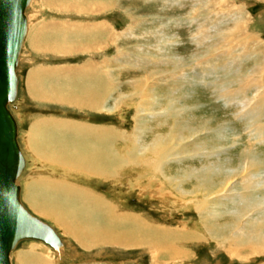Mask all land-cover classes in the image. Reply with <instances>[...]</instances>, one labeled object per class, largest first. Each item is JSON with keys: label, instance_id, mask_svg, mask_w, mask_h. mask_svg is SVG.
I'll use <instances>...</instances> for the list:
<instances>
[{"label": "rangeland", "instance_id": "obj_1", "mask_svg": "<svg viewBox=\"0 0 264 264\" xmlns=\"http://www.w3.org/2000/svg\"><path fill=\"white\" fill-rule=\"evenodd\" d=\"M30 9V27L17 68V96L9 106L25 158L21 192L34 167L47 166L55 178L63 173L61 167L56 168L57 161L32 157L26 146L32 124L47 127L64 122L74 132L78 125L105 127L110 131L113 149L130 141L148 149L153 135L164 134L170 126L175 115H170L171 110L182 118L185 115L186 124L196 126L197 132L180 141L161 142L166 153L159 171L137 167L113 178L83 172L74 175L76 184L107 203L116 215H124L121 221L114 218L120 230L136 219L143 224L142 238L150 232L184 233L180 237L185 240L173 241L175 250L113 241L79 245L63 227L33 211L21 198L33 215L55 229L64 250L58 255L41 241L23 240L11 253V264H23V256L29 253L45 257L50 264H264L263 252L249 254L250 250L242 248L231 253L229 245L233 244L227 240H233V236L236 240L239 231L243 233L247 219L258 216L257 208L248 214L251 217H243L238 229L209 234L205 226L220 227L234 221V211L237 206L241 208L242 199L211 194L214 197L206 201L209 223L204 225L192 199L197 195L202 198L205 191L190 194L194 185L218 188L232 168L237 171L223 188H235L234 193L240 188H264V138H254L249 117L242 116L237 103L247 98L258 105L264 127V104H260L264 101L255 97L264 91V71L254 66L264 61V0H32ZM60 37H64L62 46L56 42L48 46ZM32 72L39 82L35 89L27 83ZM53 83L79 94H87V86L94 85L96 94L88 97L89 103L93 100L97 106L48 99L45 92L50 94ZM220 87L237 92V98L230 103L219 97ZM140 101L149 106L139 109ZM157 121L162 122L161 129L154 128ZM180 133L188 136L190 132ZM161 143L154 146L155 155L151 150L142 156L154 162ZM251 154L257 160L255 169L247 166L246 156ZM215 167L222 171L217 173ZM184 189L189 190L188 196ZM127 228L136 230L135 226Z\"/></svg>", "mask_w": 264, "mask_h": 264}, {"label": "bare ground", "instance_id": "obj_2", "mask_svg": "<svg viewBox=\"0 0 264 264\" xmlns=\"http://www.w3.org/2000/svg\"><path fill=\"white\" fill-rule=\"evenodd\" d=\"M31 3H32V0H30L29 4L27 5V7L25 8V11H24V14H25L26 19H27V30H26L25 36L23 38L21 50H22V47L24 45L27 33L29 31L28 29L30 27L29 26V19H30V16L32 17V12H33L31 10L32 8L30 9ZM99 6H101V5H99ZM29 9H30V11H29ZM79 39H80V37H79ZM63 40H64V37L63 38L60 37L58 40L54 41V44L52 43L53 42L52 41L48 44V46L51 48L52 46L55 45V42L57 44H59L60 46H62ZM40 41H42V39H40ZM46 46H47V44H46ZM60 49L61 48H59V50ZM21 50H20L19 57H18V63L20 60ZM233 61H236V60L234 59ZM254 61H256V60H254ZM254 66H256V69H262L264 71V61L261 63L256 62V64ZM82 67H84V66H82ZM17 68H18V65L16 67V73H17ZM90 68H92V67H90ZM93 70H96V69H93ZM82 71H84V70H82ZM86 71H88V70H86ZM95 72H97V71H95ZM28 76H29V78L27 80L28 87H32L35 89L36 82L39 83L35 79V77H37V74L32 72ZM17 80H18V75H17ZM58 85H60V87H58ZM51 86L52 87H50V88L52 89V91L50 92V94L48 93V91H46L47 94L44 91L47 98L49 97V98H54V99H58V100H67L68 102H71V103L81 104V106L82 105H87L90 107L97 106V103L91 99H90L91 103H89L90 97H88V96L92 93L95 95L96 89H97L92 84H91V86H87V88L89 89L87 94H86V92H84L83 94H79L78 92H76L77 90L76 91L66 90L65 88H62L61 83H56V84L53 83ZM84 86L86 87V85H84ZM48 87L49 86L47 85V88ZM57 88H58V91H56ZM17 89H18V81H17ZM93 90L95 92H93ZM220 90H221V92H218V96L221 98H224L225 100H227V102L232 103L234 101V99L237 98V96H235V95L238 93L233 92V90L231 91L229 89V87H226L225 89H224V87H220ZM139 92H140V89H139ZM16 96H17V91H16ZM16 96H15V98H16ZM136 96H137V98L139 96V99L142 98L141 94H139V93H137ZM257 96H259V97H257ZM255 97L258 98V99L256 98L257 101H264V91L256 93ZM15 98L7 104L8 109H9L10 104L15 100ZM239 100L240 101H238V102L236 101L238 103V105L240 104L239 106H241V109H239V110H242V116L249 117V124H250L249 127H251V126L253 127L252 129H253L254 138L256 140L259 139V141H262L264 138V127L262 126V124H263V123H261L262 120H261L260 116L258 115V112H257L258 109L256 110L258 105L257 106L254 105L253 102L250 103L251 100H247V98H242ZM260 104L262 105L264 103H260ZM147 106H149V104L147 105L144 101L143 102L140 101L139 109H141L143 107H147ZM9 111H10V109H9ZM168 111H169V109H168ZM173 113H175V115ZM168 114H167V116L174 115L171 118L170 126L168 127L167 131L164 134L159 132L157 135L156 134L153 135V137H152L153 141L150 144V147L148 149L146 146L145 147H139L138 141H137V146H136V141L135 142L130 141L129 144L124 143V146H121L120 149H113L112 142H111L112 137H111V134H109L110 131L108 132L107 128H105V127H98V126L93 127V126H88V125L87 126L78 125L77 126V132H74V131H70L69 125L64 123V122H59V123L53 122L49 126L46 125L47 127H41V126H38L36 124L35 125L32 124L29 127V131L27 132L28 135L26 138V146H27V148L30 149V153H31L32 157L34 156V158L37 161H52V163H53V161H57L58 165L56 166V168L61 167V170H63V173L61 176L55 178V177L51 176L52 175L51 172L46 170L47 166L41 165V166L34 167V169L31 170L32 174H30L32 177H29L28 179H26V181L24 180L25 182L23 183V188H22L23 193L21 192V186H20L21 184H19V182H20L21 177L23 176V172L25 169V158H24L23 154L21 153V149H20L19 144H18L17 122L14 119L16 122L17 147H18V149H19V151L23 157V160H24V167L15 179V183L19 187L18 197H19L20 203L22 204L21 198H23L25 200V202L27 203V205L33 211H35L36 213H39L45 217L50 218L52 221L57 223L60 226V228L63 227V230L65 229L66 232L71 234L77 240L78 244L80 243L82 246H85V247L91 246L93 243H100V242L107 243V242L113 241V242H117L118 244H122V245H139V244L145 245V244H149V246L151 248L154 247V249H161V250H164L167 252H170V250H175V247H174L175 243L173 241L177 242L180 240H185V239H183V236L180 237V235H183L184 233L176 235V233H174V232L171 233L169 231H159L156 234L154 232L153 233L150 232L149 235H147V236L144 235V238H142V232L141 231H143V228H142L143 224H142V222L138 223L136 221V219L129 221V223H128V225L131 228H134V226H135L136 230L134 228V229H130V231H129V228H127L128 225H126L123 229L120 230V227L115 225V224H117V221L114 218H117L121 221V219L124 217V215H121V214L116 215L115 212L112 211L111 207L107 205V203H105L102 200H99L94 195H92L88 191V189L81 187L80 185H78L74 182V179H75L74 175L75 174L78 175L79 174L78 172H81V173L83 172L84 174L85 173H93V175L95 173L98 176L103 175L106 177L113 178V177H116V175H118V174L120 175V173H122L123 171L128 172V171L134 170L135 168L137 169V167L141 168V169L143 168L146 171L148 169L152 170V172L159 171L160 170L159 165H161L160 160L164 157V154L166 153L165 152L166 150L164 148H162V146H164V145L161 142L163 141L165 143L167 140L169 141L171 139L180 141L182 139L190 138V136L195 131L197 132L196 126L195 127L191 126V124H190V126H188L189 124L188 125L186 124L187 119L185 118V115H183L184 117L182 118V115L178 116L177 112L175 110H171L170 115H168ZM180 114H184V113L181 112ZM203 126L200 128V130L203 129ZM161 127H163V126H162V122H160V121H157L154 125V128L161 129ZM43 128H46V130L44 131L43 134H41V131ZM182 131H188L190 133L188 134V136H181L180 132H182ZM191 132H193V133H191ZM152 134H153V132H152ZM124 135H125V133H124ZM122 136H123V134H122ZM173 136H175V138H173ZM125 137H127V136H125ZM129 137H131V136L129 135ZM158 142H160L161 144L159 145V148L155 151L158 155L156 157V159H154L155 161L154 162L150 161V159H148V158L145 159V157L142 156L144 154V152L151 153L150 151L152 150V153L154 154V150H155L154 146ZM156 147H158V146H156ZM142 149H144V150L142 153H140ZM176 155H177V153H176ZM252 157H253L252 154H251V157L249 155L246 156L247 166L249 167V169H255V167H257V160L252 158ZM165 159H167V158H165ZM48 169H49V167H48ZM214 170L217 173H220L222 171V168L215 167ZM235 171H237V169H234V168L230 169L228 171L229 173L226 174L229 176H227L225 183L224 184L218 183L219 185L216 186L218 188H211V184H208V186L205 188L204 187L201 188L200 186L197 187L196 185H194V187H193L194 189L193 188L190 189L191 196H192L193 192H198V190L200 193L203 192V189L205 191L204 192L205 196H203L201 198V196L197 195L192 200H194V202L196 204V209L198 210L199 214L201 215L200 220L202 219V221L204 222V223L203 222L202 223L204 225H206L208 220H209V216H210V214L208 212L209 210H208L206 201L208 199H211L214 197V196L211 197L210 196L211 194H213V193L221 194L222 193V195H225V198L223 197V199H228V200H230L231 197L242 199L239 201V202H242L241 208L239 206H237L238 208L234 211L235 218H234L233 222L231 221V223H230V221H229L226 224H224V226L220 225V227H218L216 225H210V224H209L210 225L209 228L205 226L206 232L209 233V231H211L212 233H215L217 235L225 234V232H227L228 230H232V229L237 228L238 225L243 223L242 222L243 217H251L248 214L253 213L254 208H257L256 211L258 212V210H259L258 216L254 217V218L247 219L249 221L246 220L247 222L245 223L244 226H246V225H248V226L246 228L243 227V230H242L243 233H240V231H239V236L238 237L236 236L237 237L236 240H235L234 236L232 238L233 240H231L228 236H226V238L228 237L227 240L230 241L229 244L230 243L233 244V245H229L230 249H232L231 253L235 252V254H236L237 250L240 251L242 248L250 250V251H248L249 254L251 252L254 254L262 253V252L264 253V206H263V204H264V188H256V187L255 188H252V187L251 188H240L241 190L239 192H235V193H234V190H236L235 188H232V189L231 188H223L225 186V184H228L227 181L230 179L229 177H231ZM63 174H66V175H63ZM166 180L170 181V179H167V178H166ZM211 180L213 181V179H211ZM201 184H203V183H201ZM212 185H214V184H212ZM248 186H250V185H248ZM195 188L197 191L195 190ZM183 192H186L185 194H187V193H189V190L186 191L184 189ZM227 195H229L230 197L229 196L227 197ZM187 196H188V194H187ZM218 197H220V196H218ZM22 206L31 215H33L23 204H22ZM260 206H262V207H260ZM112 214H114V216H112ZM33 216L36 217L35 215H33ZM218 217H219V215H218ZM36 218H38V217H36ZM111 218L114 221H112ZM39 220H41V219H39ZM129 220H131V218ZM41 221L44 222L43 220H41ZM114 222H116V223L114 224ZM122 222H124V221H122ZM44 223H46V222H44ZM47 225H49V224H47ZM49 226L55 231V229L51 225H49ZM57 235H58V233H57ZM214 237H216V236L214 235ZM224 238H225V235L222 236L223 240H224ZM220 239H221V237H220ZM24 240H35V239H24ZM21 241H23V240H21ZM21 241H19V242H21ZM37 241L40 242V240H37ZM60 241H61V238H60ZM41 242H43V241H41ZM43 243H45V242H43ZM61 243H62V246L60 248H53L52 246H50V245L49 246L51 248H53L58 253V255H60L64 250L63 242L61 241ZM17 244H16V246H17ZM45 244H47V243H45ZM12 251H11V253H12ZM11 253H10V256H11ZM171 253H173V252H171ZM174 253H173V255H174ZM237 255H239V254H237ZM22 262H23V264H50L45 259V257H42V256L37 255L35 253H29V254L23 256ZM10 263H11V260H10Z\"/></svg>", "mask_w": 264, "mask_h": 264}, {"label": "water", "instance_id": "obj_3", "mask_svg": "<svg viewBox=\"0 0 264 264\" xmlns=\"http://www.w3.org/2000/svg\"><path fill=\"white\" fill-rule=\"evenodd\" d=\"M29 2L0 0V264H11V251L24 239L40 240L53 248L62 246L57 233L22 206L15 183L24 160L17 147L16 122L7 104L16 96V67L27 30L24 11Z\"/></svg>", "mask_w": 264, "mask_h": 264}]
</instances>
